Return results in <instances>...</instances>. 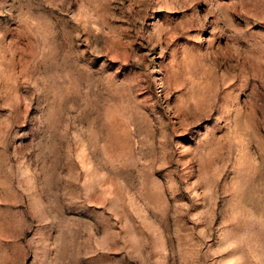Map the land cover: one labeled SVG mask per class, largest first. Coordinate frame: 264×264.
Segmentation results:
<instances>
[{"label":"rangeland","instance_id":"1","mask_svg":"<svg viewBox=\"0 0 264 264\" xmlns=\"http://www.w3.org/2000/svg\"><path fill=\"white\" fill-rule=\"evenodd\" d=\"M0 264H264V0H0Z\"/></svg>","mask_w":264,"mask_h":264}]
</instances>
